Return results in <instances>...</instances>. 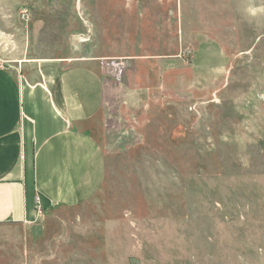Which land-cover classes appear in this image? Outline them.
<instances>
[{
  "label": "rangeland",
  "instance_id": "rangeland-1",
  "mask_svg": "<svg viewBox=\"0 0 264 264\" xmlns=\"http://www.w3.org/2000/svg\"><path fill=\"white\" fill-rule=\"evenodd\" d=\"M52 57L111 84L107 178L0 264H264V0H0V58Z\"/></svg>",
  "mask_w": 264,
  "mask_h": 264
},
{
  "label": "crops",
  "instance_id": "crops-1",
  "mask_svg": "<svg viewBox=\"0 0 264 264\" xmlns=\"http://www.w3.org/2000/svg\"><path fill=\"white\" fill-rule=\"evenodd\" d=\"M91 59L0 58V225L36 223L44 209L94 199L107 178L95 136L112 94Z\"/></svg>",
  "mask_w": 264,
  "mask_h": 264
},
{
  "label": "built area",
  "instance_id": "built-area-1",
  "mask_svg": "<svg viewBox=\"0 0 264 264\" xmlns=\"http://www.w3.org/2000/svg\"><path fill=\"white\" fill-rule=\"evenodd\" d=\"M113 65L115 66L116 64L113 63ZM34 202H35V208H36V212L38 216L42 215L44 211V205L42 202V198L39 196V194H36L34 198Z\"/></svg>",
  "mask_w": 264,
  "mask_h": 264
}]
</instances>
